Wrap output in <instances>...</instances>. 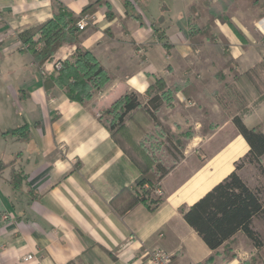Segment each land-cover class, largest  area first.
<instances>
[{
  "label": "crops",
  "instance_id": "1",
  "mask_svg": "<svg viewBox=\"0 0 264 264\" xmlns=\"http://www.w3.org/2000/svg\"><path fill=\"white\" fill-rule=\"evenodd\" d=\"M54 1L76 15L94 2L0 0V159L11 165L0 172V264H140L142 255L154 249L171 253L173 264H207L211 258L209 264L250 261L258 252L245 236L239 241L247 250L244 258L235 248L239 235L229 254L236 257L227 258L223 249H209L183 217V210L235 169V159L221 173L220 166L210 162L215 156L200 164L187 149L181 162L168 168L158 189L161 194H153L160 202L151 207L136 201L134 186L160 163L140 139L154 123H127L114 138L100 114L127 92L145 96L158 76H175L182 85L196 83L200 93L192 100L206 114L217 108L223 116L214 95L225 84L236 85L246 102L239 115L247 122L243 113L264 110V17L259 18L247 0H210L218 11L227 6L244 40L229 24L216 21L215 39L194 50L188 13L198 0H109L115 19H107L105 7L80 19L89 21L82 46L113 73L82 105L70 102L59 88L46 92L44 74L56 72L53 61L40 68L29 52L19 51V33L52 20ZM153 25L166 32L169 49ZM76 48L62 46L53 60L66 61ZM191 103L179 92L172 110L192 115ZM24 124L29 126L28 142L4 135ZM175 124L183 127L182 120ZM10 136L18 148L6 153L2 142ZM204 138L195 135L187 142L192 146ZM12 168L27 177L18 187L12 182ZM27 255L35 259L24 263Z\"/></svg>",
  "mask_w": 264,
  "mask_h": 264
},
{
  "label": "trees",
  "instance_id": "2",
  "mask_svg": "<svg viewBox=\"0 0 264 264\" xmlns=\"http://www.w3.org/2000/svg\"><path fill=\"white\" fill-rule=\"evenodd\" d=\"M247 2L259 18L264 17V0H247ZM103 7L106 8L107 19L116 18L109 0H94L80 15L74 14L61 2L54 1L52 20L19 33V39L23 45L19 51L29 52L40 68L46 62L53 61L62 46L66 44L77 46L73 56L63 62L61 70L51 75L44 74V88L47 93H50L53 88H59L64 91L70 102L85 105L112 79L113 73L82 46L83 31L78 27L83 16L93 15ZM226 7L218 11L212 6L210 0H198L190 7L189 37L194 50L215 39L213 30L216 27V21L229 24L235 34L244 40L242 31L235 27ZM125 25L126 20L123 22L124 28ZM153 29L158 39L164 42L165 48L169 49L166 32L156 28L155 25ZM179 92L186 100L192 101V99L197 100L200 89L196 83L180 84L175 80V76L168 80L158 76L147 89L145 96L127 92L100 114V120L114 138L126 128L127 123H138L143 119L154 123L160 133L159 114L166 108L174 106L176 94ZM214 98L222 108L226 119L232 121L239 136L246 141L249 151L235 162V169L226 178L189 209L183 210V217L212 251L223 249L225 254H231L230 247L233 239L243 235L258 252L250 261L243 264H264V239L254 227L256 220L264 221V194L260 188L250 186L239 174L244 164L255 166L261 172L264 171V131L259 125L248 128L240 117L239 114L245 109L246 102L236 85L232 83L223 85L220 92L215 93ZM7 134H11L22 142L30 140L27 124L4 135ZM142 146L145 151H149L145 145ZM152 161L155 160L152 159ZM8 166H11L10 163L5 164L0 159V172ZM168 172L169 169L160 163L145 172L134 186L136 201L151 207L157 205L160 201L153 196L152 191L160 188V182ZM11 177L15 187L21 185L27 178L22 171H16L15 168L11 169ZM230 256L236 257L234 254ZM212 261L213 258L206 263L209 264Z\"/></svg>",
  "mask_w": 264,
  "mask_h": 264
},
{
  "label": "rangeland",
  "instance_id": "3",
  "mask_svg": "<svg viewBox=\"0 0 264 264\" xmlns=\"http://www.w3.org/2000/svg\"><path fill=\"white\" fill-rule=\"evenodd\" d=\"M17 55H19V53ZM25 60L26 63H29V56H26L24 61ZM13 63L16 65L18 64L17 62ZM191 105L193 106L192 109L195 110L192 115L189 112H178L175 110L173 111L172 108H166L159 114L161 121V129L159 131L162 135L158 133L155 126H151L147 128L146 133H144L143 137L140 139L146 143L145 145L156 159L155 162H160V164L164 165L166 168H171L174 163H180L184 157L183 153L189 149V152L193 153L194 157L197 158L196 161L200 164L205 161L208 156H215L210 162L214 163L216 166H220L219 168L221 169L219 172L222 173L224 170H227L228 166L233 165L232 161L234 159L239 161L247 154L249 151V148L247 149L248 145L246 141L239 136L234 124L228 123V118L226 119L224 115L222 116L217 108H213L211 113L209 112L206 114L202 107L193 103V100ZM243 116H246L247 122H245V124L248 128L259 125L262 126V130L264 131V123H259V121H257V118L264 120L262 119L264 118V110L260 111V113L256 111L253 113L245 112ZM186 117L188 119H186ZM178 120H182V128L176 126L175 123ZM184 120L189 122L184 123ZM194 131H196L197 134H195ZM195 135L199 138H206L198 140L195 145L190 146L187 141L192 139ZM135 136L139 137L137 135ZM2 143L1 149H4L5 152L8 153L12 150H17L19 142L15 141L13 137L10 136V138ZM223 167H225L224 170ZM16 171L18 170L16 169ZM219 172H216V179H218V176L221 174H219ZM239 174L250 186L260 188L264 194V171L261 172L255 166L244 164ZM155 190L152 191L153 194H155ZM254 227L264 239V221L262 219L256 220ZM239 241H241V243L244 241L243 237L240 235L236 238L238 244L235 243V248L238 249L239 254L244 258L243 254L247 250L244 245L239 244ZM229 257L230 255H227V258Z\"/></svg>",
  "mask_w": 264,
  "mask_h": 264
},
{
  "label": "built area",
  "instance_id": "4",
  "mask_svg": "<svg viewBox=\"0 0 264 264\" xmlns=\"http://www.w3.org/2000/svg\"><path fill=\"white\" fill-rule=\"evenodd\" d=\"M3 21V16L2 12L0 10V22ZM88 19L83 18L81 21L78 23V27L81 31H83L87 26H88ZM12 35L15 36L16 33L12 32ZM20 47H23L22 43L18 41ZM64 59H55L53 60V70L56 72L62 69ZM159 193L161 194L158 189L155 190V194ZM173 255L165 250L162 249H154V250H148L146 251L141 258V263L140 264H173ZM35 257L33 255H27L23 258L24 263H29L33 261Z\"/></svg>",
  "mask_w": 264,
  "mask_h": 264
}]
</instances>
